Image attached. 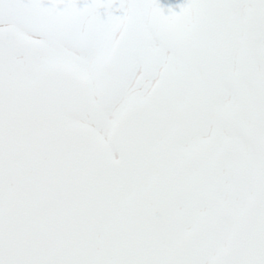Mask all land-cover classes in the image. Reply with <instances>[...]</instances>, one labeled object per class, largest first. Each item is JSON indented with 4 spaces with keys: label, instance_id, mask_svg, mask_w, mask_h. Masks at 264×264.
<instances>
[{
    "label": "snow or ice",
    "instance_id": "obj_1",
    "mask_svg": "<svg viewBox=\"0 0 264 264\" xmlns=\"http://www.w3.org/2000/svg\"><path fill=\"white\" fill-rule=\"evenodd\" d=\"M0 264H264V0H0Z\"/></svg>",
    "mask_w": 264,
    "mask_h": 264
},
{
    "label": "clouds",
    "instance_id": "obj_2",
    "mask_svg": "<svg viewBox=\"0 0 264 264\" xmlns=\"http://www.w3.org/2000/svg\"><path fill=\"white\" fill-rule=\"evenodd\" d=\"M161 36L169 41H177L180 38V25L178 22L164 20L160 24Z\"/></svg>",
    "mask_w": 264,
    "mask_h": 264
},
{
    "label": "flooded vegetation",
    "instance_id": "obj_3",
    "mask_svg": "<svg viewBox=\"0 0 264 264\" xmlns=\"http://www.w3.org/2000/svg\"><path fill=\"white\" fill-rule=\"evenodd\" d=\"M158 3L164 9L165 14H168L169 9L179 13L180 6L186 3V0H158Z\"/></svg>",
    "mask_w": 264,
    "mask_h": 264
}]
</instances>
